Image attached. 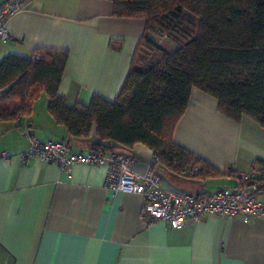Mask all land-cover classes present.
<instances>
[{
  "label": "crops",
  "instance_id": "0c3cea01",
  "mask_svg": "<svg viewBox=\"0 0 264 264\" xmlns=\"http://www.w3.org/2000/svg\"><path fill=\"white\" fill-rule=\"evenodd\" d=\"M6 24L10 38L0 39V60L67 51L57 92L72 107L94 94L108 101L117 96L145 21L113 15L112 0H28ZM47 105L41 92L27 115L0 121V264H264V217L244 222L204 214L175 229L147 221L142 195L108 188L103 165L76 163L67 172L39 158L20 160L29 144L25 129L40 141L66 140L73 152L86 153L97 141L94 126L86 138L70 137ZM217 105L192 88L173 140L220 175L185 176L142 143L110 144L131 157L137 180L152 168L164 188L234 186L237 172L254 163L264 167V129L249 117L224 116Z\"/></svg>",
  "mask_w": 264,
  "mask_h": 264
},
{
  "label": "trees",
  "instance_id": "16d2710c",
  "mask_svg": "<svg viewBox=\"0 0 264 264\" xmlns=\"http://www.w3.org/2000/svg\"><path fill=\"white\" fill-rule=\"evenodd\" d=\"M112 2L113 15L145 21L117 96L108 101L94 94L88 104L70 107L57 92L66 50L9 54L0 60V121L27 115L45 92L48 110L70 137L86 138L95 127L92 150L142 143L174 172L199 165L195 176L220 175L174 142L173 130L194 87L215 97L224 116L237 122L249 117L264 129V0ZM165 38L172 44L161 45ZM143 42L146 52L140 55Z\"/></svg>",
  "mask_w": 264,
  "mask_h": 264
},
{
  "label": "built area",
  "instance_id": "2783aa9c",
  "mask_svg": "<svg viewBox=\"0 0 264 264\" xmlns=\"http://www.w3.org/2000/svg\"><path fill=\"white\" fill-rule=\"evenodd\" d=\"M28 0H3L0 2V39L10 38L8 18L20 11ZM154 41L161 40L157 35ZM29 139L26 150L19 154L20 160L39 158L56 164L61 170L71 172L76 163L103 165L107 168L106 186L115 191L137 193L143 196L142 214L148 222L161 220L168 226L180 229L188 218L198 219L204 214L222 218L239 217L244 222L264 217V167L257 163L235 174L236 184L208 192L179 191L160 186V177L148 169L140 180L131 167L129 155L112 151L88 150L73 152L68 141H40L24 130ZM199 167L184 168L185 176L196 175Z\"/></svg>",
  "mask_w": 264,
  "mask_h": 264
},
{
  "label": "rangeland",
  "instance_id": "374dc122",
  "mask_svg": "<svg viewBox=\"0 0 264 264\" xmlns=\"http://www.w3.org/2000/svg\"><path fill=\"white\" fill-rule=\"evenodd\" d=\"M166 44L168 45V44H172V43H171V41H170L169 39L165 38V39L162 41L161 45H166ZM144 46H147V45H145L144 42H143V44H142L141 47H140V51H139L138 54L142 55L143 53L146 52V50L144 49ZM4 102H8V101H4ZM2 103H3V102H0V104H2Z\"/></svg>",
  "mask_w": 264,
  "mask_h": 264
}]
</instances>
